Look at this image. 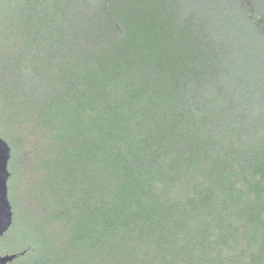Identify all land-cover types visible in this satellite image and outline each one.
<instances>
[{
    "label": "trees",
    "instance_id": "trees-1",
    "mask_svg": "<svg viewBox=\"0 0 264 264\" xmlns=\"http://www.w3.org/2000/svg\"><path fill=\"white\" fill-rule=\"evenodd\" d=\"M0 138L9 264H264V0H0Z\"/></svg>",
    "mask_w": 264,
    "mask_h": 264
},
{
    "label": "water",
    "instance_id": "water-1",
    "mask_svg": "<svg viewBox=\"0 0 264 264\" xmlns=\"http://www.w3.org/2000/svg\"><path fill=\"white\" fill-rule=\"evenodd\" d=\"M10 160V147L0 138V238H2L12 225V209L8 200L7 182L10 177L8 163ZM16 255H0V264H9Z\"/></svg>",
    "mask_w": 264,
    "mask_h": 264
},
{
    "label": "rangeland",
    "instance_id": "rangeland-1",
    "mask_svg": "<svg viewBox=\"0 0 264 264\" xmlns=\"http://www.w3.org/2000/svg\"><path fill=\"white\" fill-rule=\"evenodd\" d=\"M19 184L20 182H18V179L14 180V183L12 184V188L8 196L11 209L15 210L17 217L20 216L23 210L22 206L25 202L24 192L22 190V186L20 187ZM16 235L17 233H15V231L11 232V235H9L7 239L3 242L2 246L4 247V249H10L11 247H13L15 242L17 243Z\"/></svg>",
    "mask_w": 264,
    "mask_h": 264
}]
</instances>
